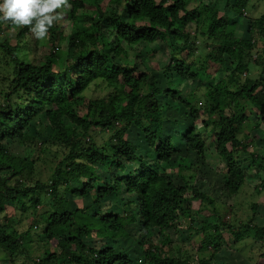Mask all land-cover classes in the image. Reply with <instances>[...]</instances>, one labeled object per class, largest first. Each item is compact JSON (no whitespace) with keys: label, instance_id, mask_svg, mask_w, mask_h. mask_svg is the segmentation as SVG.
Here are the masks:
<instances>
[{"label":"trees","instance_id":"16d2710c","mask_svg":"<svg viewBox=\"0 0 264 264\" xmlns=\"http://www.w3.org/2000/svg\"><path fill=\"white\" fill-rule=\"evenodd\" d=\"M253 1L227 0L226 9L242 16ZM69 4V11H63L42 46L28 26L0 21V213L12 201L35 214L44 198L52 199L44 223L33 225L43 230L45 245L51 248L37 262L32 260L26 241L33 231L17 234L11 221L7 225L0 222V262L13 263L24 256L33 264H215L221 249V228L235 243L249 237L257 244L264 243V226L254 223L257 204H252V215L246 222L237 217L233 223L225 219L209 195L187 182L177 183L155 165H169L178 155V147L166 136L165 128L168 123L179 124L167 112L172 103H178L189 111L192 125L185 133L179 126H172L171 132L181 133L184 144L202 158L210 149L203 135L209 134L222 160L220 170L227 178L230 198L239 201L248 178L236 160L237 151L248 153L252 166L264 172V157L250 137L253 130L264 127V14L251 19L249 38H245L236 34L233 18L202 0H69ZM65 21L72 27L68 35ZM11 29L16 30L15 43L9 37ZM158 42L170 48L168 68L172 75L200 80L205 88L203 97L197 96L201 87L186 97L170 84L163 89L154 74L142 70L132 59L135 46ZM211 63L222 67L231 64L232 68L224 82L208 86L213 77L200 75ZM255 70H260L257 79H242L243 74ZM96 82L112 91L85 104V93ZM201 112L203 118L198 122ZM42 115L49 121L48 125L38 121L40 130H49L45 140L28 132ZM132 126L142 131L156 162L146 160L128 140ZM96 129L111 134L104 144L95 139ZM13 140L26 149L43 145L59 150L50 182L11 185L15 178L27 173L32 176L36 162L34 149L23 157L11 153ZM128 164H138V168L113 183L106 182L107 173L125 171ZM61 185L72 195L92 198V206L101 205L114 193L135 198L125 202L122 213L104 214L105 209H101L91 214L89 207L73 208L60 195ZM256 189L264 191V179ZM196 201L201 214L197 219L188 205ZM205 210L211 211L219 224L203 218ZM139 220L144 237L150 241L141 242L136 260L126 252L87 242L88 238L127 237L126 227ZM196 220L205 235L201 247L167 252L170 238L164 231L184 223L194 232Z\"/></svg>","mask_w":264,"mask_h":264},{"label":"rangeland","instance_id":"374dc122","mask_svg":"<svg viewBox=\"0 0 264 264\" xmlns=\"http://www.w3.org/2000/svg\"><path fill=\"white\" fill-rule=\"evenodd\" d=\"M195 1V0H194ZM203 2H207L212 6H215L219 9L220 13L224 16H229L235 20V32L238 35L242 34L243 37L249 38V27L251 19L257 18L264 14V3H257L256 0L250 4L249 10L245 13L246 16H237L234 15L233 12L226 9L227 0H202ZM234 1V0H232ZM200 2V1H199ZM63 11L67 12L69 9H63ZM85 13V12H84ZM6 24V21H4ZM65 30L66 34L70 33L71 24L68 21H65ZM9 37L12 42L15 43L16 30L11 29L9 31ZM31 39V36H30ZM67 39V38H66ZM39 46L44 45V41L39 42ZM67 45V40L65 45L62 48L65 50ZM182 46V45H181ZM33 45L31 48V58L33 57ZM134 53H132L131 57L133 60H136V64L142 70L149 71L154 74L159 80L163 89L167 87V84L171 85L172 88H179L182 90V97L188 96L190 93L197 91L201 87L200 80H188L183 78H177L172 75V70L168 68L169 60H170V48L167 47L166 44L162 42L155 43L153 45L139 44L135 46ZM137 54V55H136ZM43 57H39L38 60H42ZM64 60V57L62 58ZM229 62V61H227ZM231 67V64H228ZM225 66L222 67L220 65L211 63L207 66L206 71L203 72L200 77H204L206 75L212 76V80L208 81V86L212 84H216L219 82H224L226 77L230 73V68ZM232 68V67H231ZM260 74V70L252 71L251 74H243L242 79L244 80L246 77L250 79H257ZM0 76H3L0 73ZM224 86L225 84L222 83ZM197 92V96L203 97L205 93V88ZM109 88L105 86V84L101 82H96L90 86V88L85 93V104L89 102V100H95L107 97L110 92ZM172 102V101H171ZM170 102V103H171ZM168 115L171 118L176 119L179 124H167L166 128V136H171L172 141L178 147V155L173 159V161L169 165L159 164L156 162V156L152 153L145 140L142 131L137 126H132L128 130V140L131 141L138 147L139 153L149 162H156L155 165L157 169L161 171V169H165L166 173L174 178L177 183L187 182L190 186L197 188L198 190L209 195L213 200L217 202V207L224 214L225 219H229L233 223H236L235 219L238 217L239 220L246 222L249 218L248 216L252 215L251 206L252 204H257L256 216L254 219V223L258 226H264V191H260L256 189L260 186L262 179H264V172H258L256 167L252 166V160L248 153L244 151H237L235 153L236 160L243 168V170L247 173V183L244 191L240 195L239 201L236 198H230L227 194V190L225 187L226 176L223 175L220 168L222 167V160L216 155L214 148L212 147L214 144L209 136V134L204 133V138L207 142H209L210 149L207 151L206 158H202L196 153L190 151V149L184 144L183 136L181 133L176 134L171 132V129L175 126H179L182 128V133L186 132L188 128L192 125V118L190 116L189 111L184 108L182 105L178 103H172L171 107L167 110ZM203 113L201 112V119L203 118ZM255 119V116H252ZM42 122L44 125H48L49 121L45 115H42L40 118H37L31 126L28 128V132L36 135L40 140H45L49 135V130H40V123ZM43 125V126H44ZM173 126V127H172ZM42 127V126H41ZM121 127V125H120ZM172 127V128H171ZM171 128V129H170ZM246 132H250L248 129ZM111 134H103L99 133V130L95 131V139L99 144H104V141L109 139ZM250 137L253 139V144L255 146V150L262 154L264 157V127H259L256 130H253L250 134ZM212 147V148H211ZM36 151L35 154V168L32 173V176L25 174L20 176L18 179L15 178L12 180L11 185L17 184V182L24 181L30 186H34L37 181H41L44 183L50 182V176L52 175L57 162V159L60 156V152L55 147H44L43 145H36L33 148H24L20 146L17 140H13L11 145L9 146V150L11 153L16 156H25L28 155L31 150ZM160 165V166H159ZM138 164H128L127 169L125 171H120L113 169L110 173H107L106 182L113 183L115 178L123 176V174H127L130 171H133L137 167ZM104 174V175H105ZM100 185H104L100 184ZM60 195L66 199H68L73 206V208H81V207H89L88 212L91 214L96 213L98 210H103V213L110 212H118L122 213L123 205L128 200H134V196H129L127 193H114L105 200H103L101 205L92 206V198L72 195L65 191L63 186L60 188ZM44 196V195H43ZM52 199L51 197L44 198L42 204L37 207V212L35 214L29 209L27 211H23L21 208L16 207L12 201H8L6 204V208L4 211L0 213V222L2 224L7 225L8 222L12 224V228H14L17 234L24 233L26 231H33L32 238L27 239L26 247L29 249V255L32 257V260L38 261L39 258L49 249L46 243V237L43 233V230L35 229V225L43 224V217L47 213L49 209L50 203ZM240 204H239V203ZM193 210V217L198 218L201 214L198 215L200 211V202L196 201L192 204H188ZM205 215L203 218L208 219L209 222L213 224H219L217 222V217L211 213L209 210H205ZM34 225V226H33ZM194 226V232H190L186 226L181 224V226L169 229L168 231H164L167 236L170 238V243L167 245V252H176L178 250H190L197 251L201 246V240L203 239L204 232L201 231L200 222L196 220ZM128 232L127 237L122 238H108L106 240L88 238L87 242L91 244L92 242H97L101 248L112 247L116 250L126 252L129 256H131L134 260L139 258L141 254L140 244L142 241L147 240L144 235L145 231L141 227V220L135 225H130L126 227ZM222 230V240H220V252L215 256V264H264V243L257 244L252 237H249L248 240L235 243L234 238L230 235L226 229L221 228ZM154 235L157 239H161V236L158 234V229H155ZM97 238V237H96ZM59 239L55 240L57 242ZM150 241V240H147ZM222 242V243H221ZM54 247V242L50 243ZM93 244V243H92ZM218 244V243H217ZM212 249L209 248V252ZM199 253V252H198ZM210 253H206L208 256ZM2 256V254H1ZM28 260L23 257H18L16 262L7 263L5 261L0 262V264H33L34 261ZM242 260L246 262H242Z\"/></svg>","mask_w":264,"mask_h":264},{"label":"clouds","instance_id":"9594fccd","mask_svg":"<svg viewBox=\"0 0 264 264\" xmlns=\"http://www.w3.org/2000/svg\"><path fill=\"white\" fill-rule=\"evenodd\" d=\"M69 7V0H0V21L16 27L28 26L35 38L43 41L62 18L63 9Z\"/></svg>","mask_w":264,"mask_h":264},{"label":"crops","instance_id":"0c3cea01","mask_svg":"<svg viewBox=\"0 0 264 264\" xmlns=\"http://www.w3.org/2000/svg\"><path fill=\"white\" fill-rule=\"evenodd\" d=\"M242 262H246V261L242 260Z\"/></svg>","mask_w":264,"mask_h":264}]
</instances>
